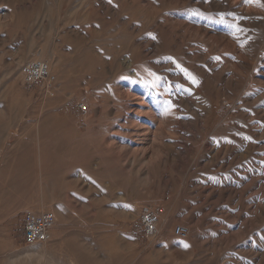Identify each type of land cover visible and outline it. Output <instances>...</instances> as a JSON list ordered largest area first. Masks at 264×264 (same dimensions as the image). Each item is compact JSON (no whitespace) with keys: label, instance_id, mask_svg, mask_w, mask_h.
<instances>
[{"label":"rangeland","instance_id":"1","mask_svg":"<svg viewBox=\"0 0 264 264\" xmlns=\"http://www.w3.org/2000/svg\"><path fill=\"white\" fill-rule=\"evenodd\" d=\"M39 55L50 84L21 73ZM262 108L264 0H0V264H264ZM46 210L45 259L13 262Z\"/></svg>","mask_w":264,"mask_h":264},{"label":"built area","instance_id":"2","mask_svg":"<svg viewBox=\"0 0 264 264\" xmlns=\"http://www.w3.org/2000/svg\"><path fill=\"white\" fill-rule=\"evenodd\" d=\"M21 73L25 82L36 83L45 81L49 84L56 80L55 74L51 71L49 64L41 59L28 62L22 67ZM79 109L83 113L88 112V107L80 103ZM139 219L143 233L146 238L151 239L159 231L161 221V207L151 204H145L141 207ZM57 222L56 214L53 211H27L23 217V227L25 243L31 246L36 243L48 242L51 239V230ZM174 235L181 239L189 237V228L184 225H176L173 228Z\"/></svg>","mask_w":264,"mask_h":264},{"label":"bare ground","instance_id":"3","mask_svg":"<svg viewBox=\"0 0 264 264\" xmlns=\"http://www.w3.org/2000/svg\"><path fill=\"white\" fill-rule=\"evenodd\" d=\"M216 2V1H215ZM223 2V1H222ZM255 2H256V0H255ZM218 3V2H217ZM258 3V2H257ZM248 5H250L249 3H248ZM215 6H217V5H215ZM257 6V5H256ZM252 7V6H251ZM258 7V6H257ZM244 11V10H243ZM246 11V10H245ZM246 12H248V10L246 11ZM236 13V12H235ZM251 13H252V11H251ZM239 16V15H238ZM252 16V15H251ZM261 18V17H260ZM124 19V18H123ZM241 19V18H240ZM245 19V18H244ZM257 19V18H256ZM247 20V19H246ZM245 20V21H246ZM254 20H255V18H254ZM244 21V22H245ZM251 22V21H250ZM252 23V22H251ZM249 24V23H248ZM7 26H9V25H7ZM76 34V33H75ZM174 34V33H173ZM79 35V34H78ZM155 35H157V34H155ZM158 36V35H157ZM72 37H74V36H72ZM161 37V36H160ZM153 39H155V38H153ZM156 40V39H155ZM157 41V40H156ZM186 42V41H185ZM141 43H143L142 41H141ZM179 43H182L181 41L179 42ZM46 48V47H45ZM139 49V48H138ZM159 49V48H158ZM38 51V50H37ZM36 51V52H37ZM42 51V50H41ZM141 51H143V50H141ZM190 51V50H189ZM45 52H46V50H45ZM48 52V51H47ZM197 52V51H196ZM37 53H39V52H37ZM49 53V52H48ZM47 53V54H48ZM30 54V53H29ZM97 54V53H96ZM200 54V53H199ZM45 55V54H44ZM49 55V54H48ZM185 55V54H184ZM46 56V55H45ZM23 57V56H22ZM48 57V56H47ZM51 57V56H50ZM54 58L53 59H55V56H53ZM57 57V56H56ZM61 57V56H60ZM99 57V56H98ZM137 57V56H136ZM188 57V56H187ZM192 57V56H191ZM203 57H204V55H203ZM21 58V57H20ZM39 58L41 59V60H44L45 58L42 56V55H39ZM86 58V57H85ZM91 58V57H90ZM48 59H50V58H48ZM52 59V58H51ZM62 59V58H61ZM139 59V58H138ZM141 59V58H140ZM26 59L25 58H21L20 60H19V63H23L24 61H25ZM58 60V59H57ZM143 60V59H142ZM177 60V59H176ZM208 60H209V58H208ZM17 61V60H16ZM44 61H46V62H48L47 60H44ZM55 61V60H54ZM126 61V60H125ZM140 61V60H139ZM53 62V61H52ZM58 62V61H57ZM127 62V61H126ZM145 62V61H144ZM163 62V61H162ZM191 62V61H190ZM49 63V62H48ZM51 63V62H50ZM49 63V66H50V68H51V64ZM122 63V62H121ZM181 63V62H180ZM192 63V62H191ZM17 64V63H16ZM58 64V63H57ZM127 64H128V62H127ZM161 64V63H160ZM176 64V63H175ZM178 64V63H177ZM184 64V63H183ZM211 64V63H210ZM125 65V64H124ZM130 65V64H129ZM197 65V64H196ZM200 65V64H199ZM203 65V64H202ZM149 66V65H148ZM152 66V65H151ZM172 66V65H171ZM174 66V65H173ZM180 66V65H179ZM201 66V65H200ZM211 66H212V64H211ZM128 67V66H127ZM138 67H139V65H138ZM157 67V66H156ZM181 67V66H180ZM143 68V67H142ZM191 68H192V66H191ZM212 68H214V67H212ZM150 69H151V67H150ZM220 69V68H219ZM11 70V69H10ZM149 70V69H148ZM212 70V69H211ZM218 70V69H217ZM223 70V69H222ZM52 71V70H51ZM133 71V70H132ZM177 71V70H176ZM220 71V70H219ZM131 72V71H130ZM173 72V71H172ZM201 72H203V75L205 76V77H207L208 79L207 80H211V81H215V75L213 76L211 73H209V72H207L206 70H202ZM213 72V71H212ZM218 71H216V73H217ZM123 73V72H122ZM133 73V72H132ZM174 73H176V72H174ZM118 74V73H117ZM214 74V73H213ZM229 74H231V73H229ZM114 75V74H113ZM116 75V74H115ZM119 75V74H118ZM200 75V74H199ZM218 76H219V78H224V75L222 74V72L221 73H218L217 74ZM122 76H124V75H122ZM129 76V75H128ZM177 76V75H176ZM175 75H174V77H176ZM180 76V75H179ZM183 76V75H182ZM191 76V75H190ZM217 76V77H218ZM116 77V76H115ZM126 77V76H125ZM156 77V76H155ZM170 77H172V75L170 76ZM193 77V76H192ZM120 78V77H119ZM131 78H132V76H131ZM196 78V77H195ZM194 78V79H195ZM199 78V77H198ZM198 78H196V79H198ZM226 78V77H225ZM124 80H125V78H123ZM157 79V78H156ZM174 79V78H173ZM182 79V78H181ZM193 79V78H192ZM206 79V78H205ZM120 81V80H119ZM123 81V80H122ZM200 81H201V79H200ZM223 81V80H222ZM156 82V81H155ZM168 82V81H167ZM186 82H188V81H186ZM196 82H198V81H196ZM202 82V81H201ZM201 82H199V83H201ZM126 83V82H125ZM130 83V82H129ZM132 83V82H131ZM170 83V82H169ZM198 83V84H199ZM115 84V83H114ZM117 84H119V83H117ZM123 84V83H122ZM166 84V83H165ZM175 84V83H174ZM196 84V83H195ZM202 84V83H201ZM204 84V83H203ZM213 84V83H212ZM133 85V84H132ZM147 85V84H146ZM162 85H164V82H163V84ZM172 85V84H171ZM171 85L169 86V87H171ZM176 85V84H175ZM200 85V84H199ZM135 86V85H134ZM141 86V85H140ZM145 86V85H144ZM181 86V85H180ZM192 86V85H191ZM121 87V86H120ZM166 87V90H169L167 87V85L165 86ZM211 87V86H210ZM217 87H218V85H217ZM121 88H123V87H121ZM153 88V87H152ZM191 88V87H190ZM194 88V87H193ZM206 88V87H205ZM230 88V87H229ZM142 89V88H141ZM144 89H145V87H144ZM146 89H147V86H146ZM192 89V88H191ZM195 89V88H194ZM225 89V88H224ZM133 90V89H132ZM143 90V89H142ZM164 90H165V88H164ZM211 90V89H210ZM120 91H122V90H120ZM138 91V90H137ZM153 91V90H152ZM206 91V90H205ZM225 91H226V89H225ZM103 92V91H102ZM125 92H127L126 90H125ZM124 92V94H126ZM145 92V91H144ZM149 92H150V88H149ZM148 92V93H149ZM195 92V91H194ZM202 92V91H201ZM123 93V92H122ZM132 92L130 91V95H133V94H131ZM151 93V92H150ZM153 93V92H152ZM168 93V92H167ZM174 93V92H173ZM172 93V94H173ZM176 93H177V90H176ZM192 93V92H191ZM196 93V92H195ZM203 93V92H202ZM93 94V93H92ZM120 94V93H119ZM137 94V93H136ZM207 94V93H206ZM209 94V93H208ZM180 95V94H179ZM197 95V94H196ZM110 96V95H109ZM135 96V95H134ZM137 96V95H136ZM135 96V97H136ZM139 96V95H138ZM141 96V95H140ZM139 96V97H140ZM146 96V95H145ZM155 96V95H154ZM154 96H153V101H154ZM170 96V95H169ZM173 96V95H172ZM186 96V95H185ZM213 96H215V95H213ZM244 96V95H243ZM111 97V96H110ZM116 97V96H115ZM118 97H119V95H118ZM122 97V96H121ZM127 97V96H126ZM126 97H125V99H126ZM138 97V98H139ZM143 96H141V98H142ZM150 97V96H149ZM160 97V96H159ZM216 97V96H215ZM218 97V96H217ZM144 98V97H143ZM143 98H142V100H143ZM187 98V97H186ZM194 99H195V97H193ZM124 99V98H123ZM129 99V98H128ZM130 99H131V97H130ZM157 99V98H156ZM175 99V98H174ZM180 99V98H179ZM181 99H182V97H181ZM198 99V98H197ZM196 99V100H197ZM247 99V98H246ZM133 100H135V99H133ZM138 100H140V99H138ZM137 100V103L138 102H141V101H138ZM145 100V99H144ZM222 100V99H221ZM249 100V99H248ZM120 101V100H119ZM118 101V102H119ZM126 101H127V99H126ZM131 101V100H130ZM152 101V102H153ZM156 101V100H155ZM184 101V100H183ZM189 101V100H188ZM201 101V100H200ZM253 101V100H252ZM108 102V101H107ZM109 102H110V99H109ZM117 102V101H116ZM134 102V101H133ZM143 102V101H142ZM141 102V103H142ZM164 102V101H163ZM163 102H162V104H163ZM199 102V101H198ZM123 103V102H122ZM130 103V102H129ZM140 103V104H141ZM144 103V102H143ZM142 103V104H143ZM154 103V102H153ZM161 103V102H160ZM184 102H182V104H183ZM191 103V102H190ZM192 103H194V102H192ZM197 103V102H196ZM201 103V102H200ZM114 104V103H113ZM146 105L148 104V103H145ZM145 104H144V106H145ZM178 104H181V103H178ZM119 105V104H118ZM122 105V104H121ZM124 105H126V104H124ZM158 105V104H157ZM186 105V104H185ZM199 105V104H198ZM132 106V105H131ZM148 106V105H147ZM151 106V105H150ZM154 106V105H153ZM152 106V107H153ZM156 106V105H155ZM159 106V105H158ZM184 106V105H183ZM106 107V106H105ZM116 107H117V105H116ZM124 107V106H123ZM160 107V106H159ZM158 107V108H159ZM192 107H193V105H192ZM208 107V106H207ZM121 108V107H120ZM125 108V107H124ZM161 108H163V107H161ZM181 108V107H180ZM191 108V107H190ZM242 108V107H241ZM146 109V108H145ZM149 109V108H148ZM260 109V108H259ZM262 109H264V108H262ZM121 110H122V108H121ZM150 110H153V109H150ZM184 110H185V108H184ZM187 110V109H186ZM189 110H191V109H189ZM194 110V109H193ZM209 110V109H208ZM246 110V109H245ZM125 111V110H124ZM148 111V110H147ZM146 111V112H147ZM155 111H156V109H155ZM158 111V110H157ZM183 111V110H182ZM238 111V110H237ZM151 112V111H150ZM255 112V111H254ZM260 112V111H259ZM167 113V112H166ZM211 113H212V111H211ZM262 113V112H261ZM122 114V113H121ZM148 114V113H147ZM246 114V113H245ZM255 114V113H254ZM146 115V114H145ZM149 115V114H148ZM151 115V114H150ZM166 115V114H165ZM179 115V114H178ZM198 115V114H197ZM243 115V114H242ZM164 115H162V117H163ZM187 116V115H186ZM256 116V115H255ZM149 117H152V116H149ZM167 117V116H166ZM177 118V117H176ZM196 118V117H195ZM194 118V119H195ZM240 118V117H239ZM263 118H264V116H263ZM149 119V118H148ZM178 119V118H177ZM252 119V118H251ZM166 120V119H165ZM175 120V119H174ZM241 120V119H240ZM245 120H247V119H245ZM248 121V120H247ZM263 121V120H262ZM165 122V121H164ZM213 122V121H212ZM242 122V121H241ZM255 122V121H254ZM259 122V121H258ZM165 124V123H164ZM220 124V123H219ZM243 124V123H242ZM247 124V123H246ZM252 124V123H251ZM255 124V123H254ZM143 125V124H142ZM146 125H148V123L146 124ZM256 125H257V123H256ZM181 126V125H180ZM235 127V126H234ZM237 127V126H236ZM243 127V126H242ZM170 128V127H169ZM239 128V127H238ZM229 129V128H228ZM233 129V128H232ZM257 130V129H256ZM262 130V129H261ZM233 132V131H232ZM239 132H240V130H239ZM250 132V131H249ZM168 135V134H167ZM259 135H261L260 133L258 134V136ZM257 136V137H258ZM260 137V136H259ZM247 140V139H246ZM208 142V141H207ZM209 143V142H208ZM207 144V143H206ZM204 145V144H203ZM249 145V144H248ZM204 146H206V145H204ZM262 146V145H261ZM207 147V146H206ZM209 147V146H208ZM253 148V147H252ZM174 149V148H173ZM240 149V148H239ZM246 149V148H245ZM171 150V149H170ZM241 150V149H240ZM247 150V149H246ZM174 152V151H173ZM236 153V152H235ZM173 154V153H172ZM238 154V153H237ZM241 154V153H240ZM209 156V155H208ZM228 156V155H227ZM241 156V155H240ZM218 158V157H217ZM198 159V158H197ZM226 159V158H225ZM138 160V159H137ZM227 160V159H226ZM158 161V160H157ZM139 162H141V161H139ZM227 163V162H226ZM140 164V163H139ZM153 165V164H152ZM229 165V164H228ZM226 166H227V164H226ZM135 167H137V166H135ZM224 167V166H223ZM222 167V168H223ZM159 168V167H158ZM18 169V168H17ZM260 169V168H259ZM199 170V169H198ZM188 173V172H187ZM261 173V172H260ZM78 174V173H77ZM143 174V173H142ZM264 174V173H263ZM80 176V175H79ZM78 176V177H79ZM136 176V175H135ZM188 176V175H187ZM81 177V176H80ZM229 177H227L226 179H228ZM231 178V177H230ZM262 178H264V177H262ZM83 179V178H82ZM260 179H261V177H260ZM81 180V179H80ZM141 180V179H140ZM224 181V180H223ZM235 182V181H234ZM89 183V182H88ZM226 183V182H225ZM231 183V182H230ZM238 183V182H237ZM242 183V182H241ZM235 184V183H234ZM230 185V184H229ZM236 185V184H235ZM238 185H239V183H238ZM260 185V184H259ZM262 185V184H261ZM260 185V186H261ZM91 186H93V185H91ZM220 186V185H219ZM231 187V186H230ZM230 187H228V189L230 188ZM233 187V186H232ZM94 188H95V186H94ZM209 188V187H208ZM223 188V187H222ZM221 188V189H222ZM96 189V188H95ZM215 189H217V188H215ZM232 189V188H231ZM262 189V188H261ZM92 190H93V188H92ZM109 190V189H108ZM208 190V189H207ZM211 191H212V189H211ZM215 191V190H214ZM219 191V190H218ZM230 191V190H229ZM234 191V190H233ZM210 192V191H209ZM224 192H226L225 190H224ZM264 192V191H263ZM203 193V192H202ZM205 193V192H204ZM203 193V194H204ZM207 193V192H206ZM214 193H216V191L214 192ZM221 194V193H220ZM228 194V193H227ZM208 195V194H207ZM211 195V194H210ZM231 195H232V193H231ZM218 196V195H217ZM225 196H227V195H225ZM123 197V196H122ZM121 197V198H122ZM210 196H208V198H209ZM258 197V196H257ZM49 198V197H48ZM227 198V197H226ZM122 199H124V198H122ZM216 199H217V197H216ZM205 200V199H204ZM50 201V200H49ZM208 201V200H207ZM235 201V200H234ZM257 201V200H256ZM261 201V200H260ZM263 201H264V199H263ZM210 202V201H209ZM41 204V203H40ZM42 204H43V202H42ZM260 205V204H259ZM39 206V205H38ZM136 206V205H135ZM258 206V205H257ZM138 207V206H137ZM140 207V206H139ZM221 207V206H220ZM40 208V207H39ZM228 208V207H227ZM258 208V207H257ZM262 208V207H261ZM260 208V209H261ZM41 209H42V207H41ZM55 209V208H54ZM53 209V210H54ZM57 209V208H56ZM39 210V209H38ZM128 210V209H127ZM257 211H258V209H256ZM262 210V209H261ZM261 210H259V211H261ZM132 211V210H131ZM250 211V210H249ZM58 213V212H57ZM57 213H55L56 214V217H57V222H58V215H57ZM62 215V214H61ZM232 215V214H231ZM230 215V216H231ZM260 215V214H259ZM130 216V215H129ZM256 216V215H255ZM261 216H262V213H261ZM260 216V217H261ZM259 217V216H258ZM132 218V217H131ZM230 218V217H229ZM232 218V217H231ZM237 218V217H236ZM254 219V218H253ZM195 221V220H194ZM57 222H56V224H57ZM258 222V221H257ZM254 223V222H253ZM55 224V225H56ZM55 227V226H54ZM261 227V226H260ZM57 234V232H56V229H52L51 230V236H54V235H56ZM59 235V234H58ZM260 238V237H259ZM259 240H257V242H258ZM263 242V241H262ZM46 243L47 242H44V243H36V244H33V245H31V246H29V247H27L26 249H22V251H19L17 254L16 253H14L15 255H13L12 256V261L13 262H15V263H18V262H16V261H18V260H25V261H28L29 263L30 262H32V260L33 259H38V260H41V259H45V257H46V254L48 253V247L46 246ZM259 243V242H258ZM261 243V242H260ZM48 244H49V242H48ZM256 244V243H255ZM261 245V244H260ZM257 246V245H256ZM51 247V246H50ZM254 247H255V245H254ZM259 247V246H258ZM52 249V248H51ZM256 250V249H255ZM251 252H252V250H251ZM258 252V251H257ZM260 253V252H259ZM258 254V253H257ZM12 255V254H11ZM254 255H255V253H254ZM264 257V256H263ZM258 258H261L260 256L258 257ZM255 259V258H254ZM257 259V258H256ZM261 260V259H260ZM264 260V259H263ZM8 262V261H7ZM36 262V261H35ZM39 262V261H38ZM50 262H51V260H50ZM59 262V261H58ZM40 263V262H39ZM38 263V264H39ZM43 263V262H42ZM45 263V262H44ZM32 264V263H31ZM46 264V263H45ZM54 264H56V263H54ZM60 264H62V263H60Z\"/></svg>","mask_w":264,"mask_h":264}]
</instances>
